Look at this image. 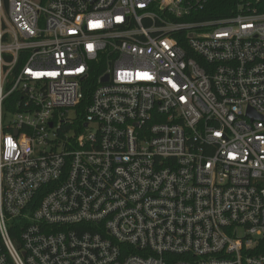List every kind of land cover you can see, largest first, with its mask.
<instances>
[{
	"label": "built area",
	"instance_id": "2783aa9c",
	"mask_svg": "<svg viewBox=\"0 0 264 264\" xmlns=\"http://www.w3.org/2000/svg\"><path fill=\"white\" fill-rule=\"evenodd\" d=\"M208 1L0 0V264H264V0Z\"/></svg>",
	"mask_w": 264,
	"mask_h": 264
},
{
	"label": "trees",
	"instance_id": "16d2710c",
	"mask_svg": "<svg viewBox=\"0 0 264 264\" xmlns=\"http://www.w3.org/2000/svg\"><path fill=\"white\" fill-rule=\"evenodd\" d=\"M237 1L238 0H209L206 8L200 11L197 16L200 19H209L231 15L235 10ZM89 97L90 88L88 89V91L85 92V96L79 104V110L81 113L85 111V108L89 102ZM16 221L17 220H11L10 224H16ZM10 232L13 237L17 236V233H15L12 228H10Z\"/></svg>",
	"mask_w": 264,
	"mask_h": 264
},
{
	"label": "water",
	"instance_id": "95a60500",
	"mask_svg": "<svg viewBox=\"0 0 264 264\" xmlns=\"http://www.w3.org/2000/svg\"><path fill=\"white\" fill-rule=\"evenodd\" d=\"M106 79V77L104 78V80Z\"/></svg>",
	"mask_w": 264,
	"mask_h": 264
},
{
	"label": "snow or ice",
	"instance_id": "6c2138e0",
	"mask_svg": "<svg viewBox=\"0 0 264 264\" xmlns=\"http://www.w3.org/2000/svg\"><path fill=\"white\" fill-rule=\"evenodd\" d=\"M95 26V25H94Z\"/></svg>",
	"mask_w": 264,
	"mask_h": 264
}]
</instances>
